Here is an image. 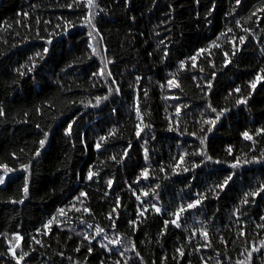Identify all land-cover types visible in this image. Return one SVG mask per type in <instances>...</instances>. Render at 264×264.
<instances>
[{
	"label": "trees",
	"instance_id": "16d2710c",
	"mask_svg": "<svg viewBox=\"0 0 264 264\" xmlns=\"http://www.w3.org/2000/svg\"><path fill=\"white\" fill-rule=\"evenodd\" d=\"M97 2L91 11L98 32L84 22V3L0 0V164L14 169L0 185V264H264V192L243 203L264 183V162L229 167L264 153V133L256 135L264 128V0ZM100 68L112 75H94ZM173 78L179 88L168 84ZM98 96L109 98L93 107ZM240 98L247 103L237 105ZM209 104L218 112L230 109L211 132L204 121L217 113ZM245 131L255 143L244 139ZM44 132L49 136L41 149ZM202 149L212 160L199 155ZM193 164L200 166L192 170ZM89 170L98 173L92 180ZM233 172L220 191L217 185ZM198 193L207 198L180 212ZM176 214L179 228L171 223ZM52 217L56 222L45 228ZM97 228L104 231L97 235ZM116 239L126 243H111Z\"/></svg>",
	"mask_w": 264,
	"mask_h": 264
},
{
	"label": "snow or ice",
	"instance_id": "6c2138e0",
	"mask_svg": "<svg viewBox=\"0 0 264 264\" xmlns=\"http://www.w3.org/2000/svg\"><path fill=\"white\" fill-rule=\"evenodd\" d=\"M235 2H236L237 5H240V4H241V0H235ZM74 3H76L77 7H79L81 3H84V4H85V6L89 9V11H88L87 15L84 17V22H85V24H86L87 26L91 27L92 29H94L95 31L98 32L99 30L96 29V25H95V23H94L95 16H94L93 12L91 11V9L94 8V7H95V8H99V4H98L97 0H74ZM197 3H199V0H197ZM72 6H73L72 4H68V5H67V7H69V8H71ZM214 8H215V5L213 4V5H212V10H214ZM212 10L209 11V13H208L209 16L212 14ZM101 11H102V9H101ZM261 11H264V8H262ZM24 15H27V13H24ZM95 15H99V12H97ZM67 23H68V24H72L71 21H69V22H67ZM237 23H239V22L237 21ZM72 26H75V25L72 24ZM57 27L59 28V27H61V26H60V25H57ZM228 31L231 32L232 29L229 28ZM245 31H247V29H245ZM89 36H92V32H89ZM244 42H245V38H244V37H241V38H240V44H244ZM47 43H48V44H51L52 41H51V40H48ZM89 47H91V45H89ZM212 47H219V46L216 45V44H213ZM48 51H49L48 48H44V50H43V54L46 55V54L48 53ZM95 51H96L95 48H93V53H95ZM197 51H198V52H204L205 49H198ZM235 54H236L235 51H233L232 55H235ZM36 55H37V56H41L42 54H41V53H37ZM164 55L167 56L168 53L165 52ZM224 56L227 57V56H228V53L225 52V53H224ZM190 59L193 61V63H192L191 66H192L193 68H195V67H196V63H195V61H196V57H195V56H192V57H190ZM109 63H112V61H109ZM186 63H187L186 61H181V63H180V68H181V69H185V67H186ZM23 67H27V66L25 65V66H23ZM35 67H36V63L33 61V62H32V66H31L30 68H27V71L31 72V71H33V70L35 69ZM213 67H215L214 64H213ZM16 71L19 72V74H20L21 76L25 75V73H24V72H20L19 69H17ZM200 71H203V69L201 68ZM261 71H264V69H262ZM96 74H98V75H100V76H105V75H107V76H109V77L112 75L111 71H107V73H106V72H105V68H100L98 73H94V75H96ZM214 75H215V73H213V76H214ZM260 79H261V77H260V76H257L256 80L259 81ZM168 84H169L171 87H174V88H179V87H180V84L175 80V78L168 80ZM211 87H212V85H211V83H209V84H208V89L210 90ZM251 88H252V89H255V88H256V81L251 82ZM112 91H113V90L110 88V89H109V94H111ZM114 91H115L116 93H119V91H120L119 87H116ZM240 91H241V89H239V88H236V89H235V92H237V93H239ZM145 95H146V93H145ZM108 98H109L108 96H104V97H99V96H98V97H96L97 104H96V105H93V107L98 106L99 103H100L102 100H107ZM246 103H247V99H246V98H240V99H238V100L236 101V104H237V105H239V104H246ZM208 107L211 109V111H212L213 113H217L215 119H209V120L204 121V123H206V124H208V125H211V127H209V128L207 129L208 132H211L212 128H214V127L216 126L217 121H219L220 118H221L222 116H224L226 112L230 111V109L225 108V109H222V110H220V111L218 112L216 108H214V107L211 106V104H209ZM179 112H180V106L177 107V115H179ZM136 113H137V116L140 117V109H139V107L136 108ZM2 115H4V111H3V108H0V116H2ZM140 119H141V121H142L143 118L140 117ZM75 123H76V121H73L71 124H69V125L67 126V129H66V132H65L66 135H68V136H71V135H72V125L75 124ZM37 127L39 128V125H37ZM137 127H138L139 130L136 132V136L139 138V137H140V133L143 131V128H140L139 125H137ZM145 127H147V126H145ZM169 130H170V131H173V130H176V129H173V128L170 126V127H169ZM201 131H204V129H201ZM261 133H264V128L259 129V130L257 131L256 135H260ZM109 135H115V132H110ZM242 135H243V137H244L245 140L253 141V143H255V140H254V138H253V135H250L248 131L243 132ZM48 136H49V133H48V132H44V133H43V137H44V138L41 139V140H39L38 143H39L41 149L44 147L45 143L47 142V140H48ZM206 139H207L206 136L203 137V138L201 139V144H204ZM106 140H107V137H104V136L100 137V141H106ZM101 146H102V145H101L100 142H97V143L95 144V148H96L97 150H99V149L101 148ZM228 152H229V154L232 153V148H231V147L228 149ZM144 153H145V159H147V158H148V150L145 149V150H144ZM40 154H41V153H40L39 150H37V151L35 152V156H37V157H39ZM123 155H124V157H127V155H128L127 151H125V152L123 153ZM188 155H189V154H188L187 152H185L184 155L180 157V160L183 161L184 158H185L186 156H188ZM199 155H201V156H206L207 160H212V157H211V156H207L206 152H205L203 149L200 151ZM112 159L115 160L116 157L113 156ZM254 162H257V163L264 162V153H262V154H261V157H259V158H257V157H253L252 159H244L243 162H241V160H240L239 158H237V159H235V161H234L233 163H231V164L229 165V167H230L231 169H236V168L243 167L244 165L252 164V163H254ZM216 163H219V161H216ZM199 166H200V165H198V164H193V165H192V170H194L196 167H199ZM21 167H22V169H23L25 172H27L30 166L27 165V164H25V165H22ZM0 169H3V172L0 173V185H3V184H5V182H6V176H7V174L10 173V172H12V171H14V169L10 168L7 164H0ZM161 170L163 171V169H161ZM183 171H184V172H188V171H190V169H189L188 167H184V168H183ZM141 174H142V176H143L145 179L148 178L149 173H148V170H147V169H144V170L142 171ZM96 175H98V173L89 170L88 173H87V179H88V180H92L93 177L96 176ZM235 175H236L235 172H233V173H231L230 175H228V176L223 180V182H222L221 184L217 185V188H218L220 191H223V190L225 189V187L229 184V182L233 180V177H234ZM112 183H113L112 180H109V181H108V185H109V187H111ZM156 187L159 188L160 186H159V185H156ZM22 191H23L24 196L27 197V195H28V191H29L27 181H25V184H24V186H23ZM210 191H211V190H210ZM262 192H264V183H261V184H260L258 190H254V191H251V192L246 193V194H245V198L243 199V203H244L245 205L248 204V203H249V200H248V197H249V196H251V197H255V196L260 195V193H262ZM85 195H86V193H83V192L80 193V196H85ZM144 195L147 196L148 193L145 192ZM206 198H207V194H199V193H198L196 199H194V200H192L191 202H189V203L186 205V207H185V206H181L180 209H179V211H180V212H185V211L188 210V209H195L198 205H200V204L202 203V200H204V199H206ZM217 198H218V197H217ZM77 199H79V197H77ZM137 199H139V197H137ZM23 202H24L23 199H21V200H19V201H13V203H23ZM117 202H118V200H117ZM153 207L155 208V211H156L157 213H160V212H161V209H160L159 207H155V205H153ZM76 211H80V209H76ZM84 211H85V212H88L89 209L85 208ZM144 211H147V209L145 208ZM237 211H239V209H237ZM113 212H115V209H113ZM59 213H60V214H64V209H63V208L59 209ZM176 216H177V218H176V219H173V220L171 221V223H172L175 227L179 228V227H181L180 223H178L179 215L176 214ZM111 218H112V213H109V219H111ZM261 219H264V217H262ZM55 222H56V217H52L51 219H49V220L47 221V223L44 225V227H45V228H49V227H50L53 223H55ZM131 223H132L133 225H135L136 221H131ZM168 223H169L168 221H165V226H166V227H167V224H168ZM113 226H115V222H114V221H113ZM88 227L91 228L92 225L89 224ZM103 231H104V229H102V228H97V229H96V233H97V235H99V234L102 233ZM200 231L202 232V234L204 235V237L207 239V237H208V233H207V231H206V230H203V229H200ZM16 239H17V240H20L21 237L17 234V235H16ZM85 239H88V237L86 236ZM105 239H107V237H105ZM37 243H40V241H37ZM111 243H113V244H121L122 242H121V240L116 239V240L111 241ZM18 246H19V245H15L14 248H15V247H18ZM101 247H103V248H108V245H103V244H102ZM261 247L264 248V241H261ZM14 248H13V249H10V251H12V256H13V258L15 259V258H16V252H15ZM132 250L135 251V245L132 246ZM76 251L78 252V251H80V249L77 248ZM92 251H93V249H92L91 247H89V248H88V252L91 253ZM109 251H111V249H109ZM178 251L180 252V255H181V256L184 255L183 250L178 249ZM254 251H255V252H258V253H261V249H260V248H256V249H254ZM123 254H124L123 252L120 253V255H123ZM61 255H62V253H61ZM136 255L139 256V253L137 252ZM261 255H264V253H261ZM20 259H23V256H21ZM251 259H252V252H249V253H248V260L251 261ZM17 264H19V261H17ZM77 264H79V262H77ZM100 264H104V261H100ZM114 264H120V262H119V261H115ZM238 264H245V262H244L243 260H241V261H238Z\"/></svg>",
	"mask_w": 264,
	"mask_h": 264
},
{
	"label": "rangeland",
	"instance_id": "374dc122",
	"mask_svg": "<svg viewBox=\"0 0 264 264\" xmlns=\"http://www.w3.org/2000/svg\"><path fill=\"white\" fill-rule=\"evenodd\" d=\"M2 172H3V169H1V172H0V173H2ZM12 173H13V171L7 174V176H6V182H7L8 178L11 177V174H12ZM6 182H5V183H6ZM122 243L125 244L126 242L124 241V242H122Z\"/></svg>",
	"mask_w": 264,
	"mask_h": 264
}]
</instances>
